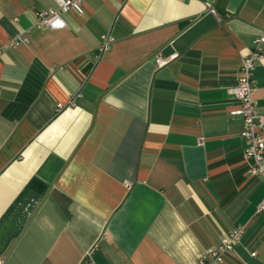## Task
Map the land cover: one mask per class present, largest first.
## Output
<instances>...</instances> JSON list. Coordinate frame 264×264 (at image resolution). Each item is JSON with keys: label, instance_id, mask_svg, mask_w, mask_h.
<instances>
[{"label": "crops", "instance_id": "crops-1", "mask_svg": "<svg viewBox=\"0 0 264 264\" xmlns=\"http://www.w3.org/2000/svg\"><path fill=\"white\" fill-rule=\"evenodd\" d=\"M54 7L0 0V264H202L237 225L221 264H264V181L227 91L264 0H83L38 27Z\"/></svg>", "mask_w": 264, "mask_h": 264}, {"label": "built area", "instance_id": "built-area-1", "mask_svg": "<svg viewBox=\"0 0 264 264\" xmlns=\"http://www.w3.org/2000/svg\"><path fill=\"white\" fill-rule=\"evenodd\" d=\"M56 7L41 9L36 13L35 24L38 27L50 29H62L66 26L63 14L68 11H74L77 14L82 13L83 0H53ZM211 13H215L213 7L208 6ZM26 41L23 33H20L9 40L7 46H16L19 42ZM114 38L110 34H102L100 43L97 47L98 54L109 49ZM98 56V55H97ZM177 57L173 53L169 56L161 57L154 55V61L157 66H163L170 60ZM264 59V32L256 35L252 39V48L248 55L240 58L237 68V77L234 85L227 88V91L235 103L231 114L239 115L242 120L240 136L245 141L243 158L249 162L250 174L258 176L264 181V113L258 111L256 100L251 96L254 91L253 68ZM264 210V198L257 204L256 211ZM243 227L235 226L227 233H223L213 248L207 250L202 258V264H221L224 255L233 250L242 236ZM88 264V263H84Z\"/></svg>", "mask_w": 264, "mask_h": 264}]
</instances>
